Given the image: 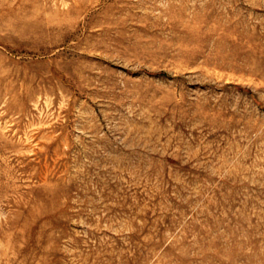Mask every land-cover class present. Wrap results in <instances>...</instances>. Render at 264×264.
<instances>
[{"label": "rangeland", "instance_id": "obj_1", "mask_svg": "<svg viewBox=\"0 0 264 264\" xmlns=\"http://www.w3.org/2000/svg\"><path fill=\"white\" fill-rule=\"evenodd\" d=\"M0 264H264V0H0Z\"/></svg>", "mask_w": 264, "mask_h": 264}]
</instances>
